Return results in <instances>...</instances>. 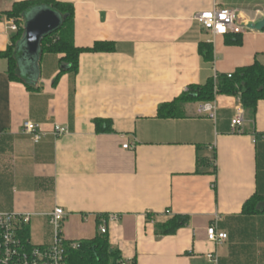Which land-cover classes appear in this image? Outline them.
Returning <instances> with one entry per match:
<instances>
[{"label":"crops","instance_id":"1","mask_svg":"<svg viewBox=\"0 0 264 264\" xmlns=\"http://www.w3.org/2000/svg\"><path fill=\"white\" fill-rule=\"evenodd\" d=\"M21 1L0 0V13ZM58 1L74 5L77 46L115 48L81 53L78 72L56 82L62 55L21 60L36 89L11 80L0 57V212L29 214L35 245L53 243L57 207L66 212V240L94 237L98 217L117 214L108 236L127 264H264V214L243 213L248 199L264 195V100L255 118L244 109L236 128V96L217 95L215 117L201 102L188 103L184 117L158 116L190 85L256 60L264 65V29L247 26L264 17V0ZM215 5L240 11L242 44L197 21ZM10 19L0 17V51L14 42ZM201 42L213 44V61L202 58ZM96 119L111 121L113 131L98 132ZM25 121L47 134L36 142L22 132ZM58 124L68 132L56 136ZM175 215L190 221L157 234L156 224ZM212 223L228 235L221 244L208 240Z\"/></svg>","mask_w":264,"mask_h":264},{"label":"trees","instance_id":"2","mask_svg":"<svg viewBox=\"0 0 264 264\" xmlns=\"http://www.w3.org/2000/svg\"><path fill=\"white\" fill-rule=\"evenodd\" d=\"M35 7H46L55 11L61 17L59 28L47 34L41 41L40 54L45 53L62 55L60 59L61 71L55 82L64 73H77L79 70V57L83 52H110L115 45L109 41H98L90 47H80L75 42V9L72 3L58 0H25L16 2L11 10L0 13L13 18L18 26L13 36V45L6 51H0V57L8 60V74L11 80L21 81L29 89H36L20 72V61L26 52L19 49L20 41L24 38L26 14ZM227 43L230 45L242 44L241 34H227ZM200 54L205 61L214 59V46L210 42H201ZM69 68H63V66ZM227 74L212 76L205 84H193L182 95L170 102L163 103L158 109L161 118H180L185 116V106L192 102L206 103L213 101L217 95L236 96L240 98L243 108L251 118H255L259 101L264 100V65L256 60ZM98 132H112V122L96 119ZM256 138L261 136L255 133ZM246 215L264 214V195L254 194L246 201L243 207ZM106 217L107 215H103ZM99 216L98 218H100ZM190 221L187 215H175L165 224H156V233L170 235L186 226ZM21 238L31 243L29 224L22 227ZM77 242L78 247L72 243ZM65 264H127L121 251L110 243L108 234L97 233L92 238L80 240H64Z\"/></svg>","mask_w":264,"mask_h":264},{"label":"built area","instance_id":"3","mask_svg":"<svg viewBox=\"0 0 264 264\" xmlns=\"http://www.w3.org/2000/svg\"><path fill=\"white\" fill-rule=\"evenodd\" d=\"M202 28L211 31L215 35L242 34L246 26L241 22V13L238 9L215 5L212 9L199 13L196 17ZM10 27L17 31L18 26L14 19H10ZM231 77V74H229ZM200 111L207 113L210 117L216 115V104L213 101L206 102L201 106ZM245 111L243 106L238 108L233 126L236 128L244 120ZM22 132L32 135L38 142L47 132L41 125L33 121H25ZM68 132L67 127L55 125L54 134L61 136ZM124 148L129 145L125 144ZM66 217L63 208L57 207L50 214V222L55 228V238L50 245L28 244L20 236L22 227L30 223V215L16 212H0V264H65L64 237L61 232V224ZM117 214H109L106 217L98 218V232L109 234V227L118 220ZM208 240L214 244L223 243L228 235L219 231L216 223H212L207 229ZM78 247L77 242L72 243ZM210 259L215 260L214 254H209Z\"/></svg>","mask_w":264,"mask_h":264},{"label":"water","instance_id":"4","mask_svg":"<svg viewBox=\"0 0 264 264\" xmlns=\"http://www.w3.org/2000/svg\"><path fill=\"white\" fill-rule=\"evenodd\" d=\"M61 24V17L46 7H35L26 14L25 36L21 50L26 52L23 62L33 61L40 54L42 39L49 33L56 31ZM250 29L263 30L264 17L255 23L247 25ZM63 68H69L65 65Z\"/></svg>","mask_w":264,"mask_h":264}]
</instances>
